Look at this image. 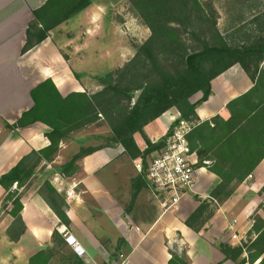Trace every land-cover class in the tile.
Segmentation results:
<instances>
[{
  "label": "crops",
  "instance_id": "obj_1",
  "mask_svg": "<svg viewBox=\"0 0 264 264\" xmlns=\"http://www.w3.org/2000/svg\"><path fill=\"white\" fill-rule=\"evenodd\" d=\"M47 1L0 0V177L31 152L50 146L46 134L51 129L41 122L16 130L7 128L35 106L32 91L47 80L63 98L88 88L85 81L75 78L70 58L58 43L63 25L23 54L34 12ZM55 34H59L58 39ZM252 87L242 67H232L212 82V95L196 109L198 118L202 122L217 116L228 120V103ZM202 97L197 94L191 102L198 103ZM178 117L175 110L167 112L146 127L145 135L157 143L167 136ZM157 122H161L157 132L148 131ZM92 128L93 125L75 131L64 140L54 161L46 164L23 191L24 226L14 225L8 213L0 214V264H30L38 255L36 264L45 260L48 264H169L171 251L183 250L189 264H240L248 258L245 253L240 261L227 260L218 244L239 247L252 239V218L264 203V161L248 182L195 232L186 224L201 204L194 196L210 202L221 179L207 167H198L194 192L183 196L177 206L164 207V197L156 195L147 175L135 168L141 160L130 159L121 146L97 150L77 162L79 169L72 176L63 175L61 167L82 148L99 147L94 144L97 136ZM137 142L144 150V143ZM46 181H50L61 198L60 204L66 207L70 226L60 221L41 195ZM68 191L72 193L70 197ZM5 195L0 186V205ZM259 215L264 219L263 210ZM55 232L59 234L57 240ZM66 235L76 240L83 255L67 243ZM233 235L238 239L233 240ZM260 262L261 259L255 264Z\"/></svg>",
  "mask_w": 264,
  "mask_h": 264
},
{
  "label": "trees",
  "instance_id": "obj_2",
  "mask_svg": "<svg viewBox=\"0 0 264 264\" xmlns=\"http://www.w3.org/2000/svg\"><path fill=\"white\" fill-rule=\"evenodd\" d=\"M134 12L151 32L149 39L138 47L135 56L121 69L97 78L101 90L90 94L73 93L63 98L51 80L32 91L35 106L25 113L9 130L28 127L41 122L51 131L46 134L50 146L33 151L9 172L0 177V186L6 195L1 202L4 212L14 219V225H23L22 195L33 180L54 161L61 143L78 130L106 123L111 137L106 146L82 148L72 160L61 167L63 175L72 176L78 171L77 162L107 146H121L126 155L140 159L147 169L146 159L163 150L168 138L180 120L192 125L188 136L190 148L196 153L198 167L208 170L221 179L212 192L210 202L200 200V207L186 224L199 232L219 206L224 205L248 182L264 161V23L258 29L246 32L242 41L236 34L244 33L239 27L232 35H223L218 27L220 15L212 4L201 0H127ZM91 0H48L34 12L35 20L27 31L23 54L28 53L50 37L55 29L70 21L91 6ZM258 18L249 23L256 26ZM241 26V25H240ZM67 60V58L64 56ZM240 65L253 83L242 96L230 101L228 120L217 116L202 122L196 114L199 104L212 95V82ZM76 79L80 78L75 74ZM197 94L200 102L192 103ZM175 110L179 120L167 136L152 143L145 135L148 125ZM142 136L146 148L142 150L137 137ZM211 164L205 166L204 162ZM264 191V188H263ZM41 195L52 206L60 221L70 226L66 207L61 198L46 181ZM254 213L247 244L232 247L218 244L227 260L240 264H264V219L259 211ZM24 226V225H23ZM59 238L54 233V240ZM169 264H189L186 251H171ZM38 255L30 264H36ZM40 264H48V261Z\"/></svg>",
  "mask_w": 264,
  "mask_h": 264
},
{
  "label": "rangeland",
  "instance_id": "obj_3",
  "mask_svg": "<svg viewBox=\"0 0 264 264\" xmlns=\"http://www.w3.org/2000/svg\"><path fill=\"white\" fill-rule=\"evenodd\" d=\"M201 1L212 4L219 13L218 27L223 35L228 37L239 27L246 26L243 28L244 33L236 34L235 39L238 42L244 39L246 32L258 29L260 24L264 23V0ZM91 2L88 9L63 24L59 39V34L55 36L64 54L70 58L74 76L76 74L80 80L85 81L88 86L85 91L93 94L101 90L97 78L125 66L135 56L138 47L149 39L151 32L127 0ZM254 17L258 18V23L256 26H250L249 23ZM160 123L157 122L148 131L157 132ZM173 125L174 120L171 126ZM92 130L97 136L94 144L99 147L106 146L107 139L111 137L110 128L106 123L94 124ZM137 141L143 142L146 148L142 136H138ZM160 152H154L146 159L145 171L142 161L135 163L136 170L142 164V173L147 174L148 162ZM248 242L249 240L243 244Z\"/></svg>",
  "mask_w": 264,
  "mask_h": 264
},
{
  "label": "built area",
  "instance_id": "obj_4",
  "mask_svg": "<svg viewBox=\"0 0 264 264\" xmlns=\"http://www.w3.org/2000/svg\"><path fill=\"white\" fill-rule=\"evenodd\" d=\"M179 118L174 119V124ZM192 131V125L180 120L172 135L168 138L166 147L161 150L159 155L148 162L147 178L153 191L161 197H164V207L177 206L183 196L192 193L195 190L196 178L199 173L198 158L195 152L190 148L188 136ZM211 162H204L209 166ZM143 171L142 164L138 167ZM72 193L68 191L70 197ZM4 211L0 205V214ZM236 222L231 225L233 230ZM233 240L238 236L233 235ZM66 241L74 246L78 255H83V249L76 243L72 236L66 235Z\"/></svg>",
  "mask_w": 264,
  "mask_h": 264
}]
</instances>
